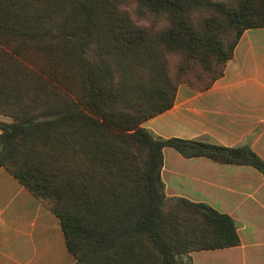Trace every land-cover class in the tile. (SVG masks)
Wrapping results in <instances>:
<instances>
[{"label": "trees", "instance_id": "obj_1", "mask_svg": "<svg viewBox=\"0 0 264 264\" xmlns=\"http://www.w3.org/2000/svg\"><path fill=\"white\" fill-rule=\"evenodd\" d=\"M264 0H0V167L60 220L74 264H191L240 244L233 220L168 198L164 148L264 162L233 148L161 139L142 124L179 85L208 90Z\"/></svg>", "mask_w": 264, "mask_h": 264}, {"label": "crops", "instance_id": "obj_2", "mask_svg": "<svg viewBox=\"0 0 264 264\" xmlns=\"http://www.w3.org/2000/svg\"><path fill=\"white\" fill-rule=\"evenodd\" d=\"M142 128L164 140H206L225 148L249 139L264 162V28L243 31L223 76L208 90L179 85L173 106ZM162 156L165 196L229 216L240 240L237 247L192 253L191 264H264L262 174L250 166L185 158L169 147ZM74 263L58 217L0 167V264Z\"/></svg>", "mask_w": 264, "mask_h": 264}, {"label": "rangeland", "instance_id": "obj_3", "mask_svg": "<svg viewBox=\"0 0 264 264\" xmlns=\"http://www.w3.org/2000/svg\"><path fill=\"white\" fill-rule=\"evenodd\" d=\"M4 119H8V120H10L9 118H5V117L0 116V120L3 121Z\"/></svg>", "mask_w": 264, "mask_h": 264}]
</instances>
